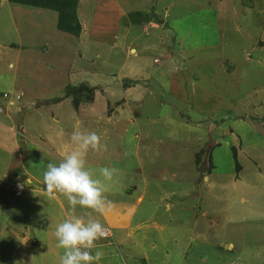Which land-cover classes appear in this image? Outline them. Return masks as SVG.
I'll return each mask as SVG.
<instances>
[{
    "label": "rangeland",
    "instance_id": "1",
    "mask_svg": "<svg viewBox=\"0 0 264 264\" xmlns=\"http://www.w3.org/2000/svg\"><path fill=\"white\" fill-rule=\"evenodd\" d=\"M78 1L82 23L104 22H96L104 44L87 40L81 24L78 35L57 25L46 35L43 26L20 25L25 15L14 21L9 5L0 4V70L10 56L21 60L29 79L20 82L31 88V100L27 91L19 103L25 128L23 136L18 130L19 147L0 144V173L8 172L0 176V264H59L64 250L56 246V226L88 211L73 210L61 194L50 199L43 182L47 165L65 155L40 150L47 147L41 139L54 129L71 137L76 112L82 130L107 145L89 151L86 167L94 176L101 167L120 170L105 182V194L116 212L133 216L131 253L140 264H264V0L245 10L251 17L245 37L224 30L232 20L241 24L244 4L252 8L254 0H233L235 17L231 8L212 7L217 0H114L125 13L120 21L109 19L114 9L103 4L110 0ZM111 22L119 25L108 35L102 27ZM198 45L205 54L196 64L214 72L205 73L199 90L186 62ZM64 81H85L88 88L76 91L80 110L72 97L57 109ZM131 81L139 85L127 91ZM4 94L7 101L16 97L1 86L0 99ZM214 95L206 106L203 97ZM27 174L37 180L25 183ZM17 175L21 183H11ZM105 226L122 252L117 229Z\"/></svg>",
    "mask_w": 264,
    "mask_h": 264
},
{
    "label": "crops",
    "instance_id": "2",
    "mask_svg": "<svg viewBox=\"0 0 264 264\" xmlns=\"http://www.w3.org/2000/svg\"><path fill=\"white\" fill-rule=\"evenodd\" d=\"M209 2L212 0H208ZM252 2V1H251ZM259 0H254L253 4H252V8H248L247 5L244 4L243 7V11L242 13L245 12L246 9H254V7L258 4ZM5 3H7L9 5V8L11 11L14 12V14L17 16L18 20H14V21H19V19H21L24 15V18L21 21L22 24L20 25H29V26H33V25H38L43 26L46 29V35L48 33H52V31H54L55 26L57 25L58 27V14L52 10H47V9H42V8H36V7H31V6H25V5H21V4H17V3H12L9 0H0V4L4 5ZM97 3V2H96ZM212 7L213 6H218L217 10L220 12H226L227 10H229L231 8V10L233 11L230 15H240L238 13V5L236 2H234L233 0H217V1H213L212 2ZM107 5V10H113L114 11L110 14V20L111 21H116V20H122L124 17L123 13V8H119V3L114 1V0H110L108 3H104L103 6ZM105 8H102V11ZM216 9V8H213ZM106 10V11H107ZM116 11V13H115ZM253 11V10H252ZM118 12L120 13L118 15ZM250 12H245V14H242V23L238 24L237 22H235L234 20H232L231 22L233 23L234 26L230 27L229 29L224 30L227 35L232 32H236V33H243V37H245L246 33L244 31V28L250 24ZM78 14H79V18H80V24L82 25V29H86L87 30V37L86 39L89 40L90 42L93 43H97V44H104L105 42H107L105 39V37H102L101 34L98 31V25L97 23H99L100 25H102L104 22H102V19L97 20H91V23L88 25H86L85 23H82V20L84 19L83 16V11L82 9L79 10L78 8ZM95 14V13H94ZM94 18V17H93ZM108 18V17H107ZM119 18V19H118ZM33 21V22H32ZM40 21H45L40 22ZM84 21V20H83ZM118 21V22H119ZM18 22V23H19ZM97 22V23H96ZM118 22H111L109 23L108 26L102 27L103 30L108 33V35H112L113 32H115V28L117 29V26L119 25ZM122 22V21H121ZM212 22H211V26H212ZM230 24H228V20L224 23V28H228ZM243 28V30H242ZM100 34V35H98ZM228 35V37H229ZM109 39V38H107ZM117 38H115V42H117L116 40ZM93 40V41H91ZM104 42V43H103ZM264 39L261 40L259 42V47H260V51L264 52ZM16 44H14L13 46H15ZM111 46V48L113 47L110 43L108 44ZM217 48H221L222 50V46L221 44L217 43L216 44ZM230 47V44L229 46ZM11 49V48H10ZM132 52L135 50H131ZM203 54V56H201ZM204 54H205V46H196L195 49H193L190 53L186 54V62L188 65H190L192 63V61H194L196 63L197 58H204ZM209 57V56H208ZM22 69V65H21V60H18L17 58L13 60V57L10 56V60L6 63V67L3 70H0V81H2V85L4 86V88L8 89V91H10V94H13L15 92L16 97L15 98H8L9 100L7 101V97L6 94H4L3 98L0 99V144L3 142V140L7 141L9 144L11 143L13 148L19 147L18 146V142L19 139L18 137V130H22V132L20 133L21 136H23V134L25 133V128L24 125L21 123L22 121L17 118V116H19V114H21V109H23L21 106L19 107V103H21V101H23V94L27 93V97L29 100H31V97H29V93L31 88H27L24 84H21L20 79L21 76L26 75L27 76V71H21ZM206 71V72H205ZM3 72H6V76H3ZM22 72L25 73L22 75ZM189 73L194 76H196L195 81L197 83L196 86H198V90L199 88L201 89V87H199V83L201 82V80H206V75H211V77L214 76V72L213 71H209V68H207L202 61H198V64L195 65L194 67L190 66L189 67ZM202 73H204L202 75ZM207 73V74H205ZM34 74V73H31ZM48 74V73H47ZM49 75V74H48ZM193 76V77H194ZM210 77V78H211ZM27 79H29V77L27 76ZM61 79V76L58 78V80ZM139 79V78H137ZM136 79V80H137ZM170 83L173 87L174 84H176V82H174V76H171L170 78ZM82 83H85V81H83ZM82 83L79 84H72L71 82H63L60 86V89L65 92L66 88L70 85L72 86H77V85H81ZM125 83V82H124ZM139 85V81H131V83L129 84V86H127L126 90H134L136 89V87ZM168 85V84H167ZM120 86H122V84H120ZM197 92V91H196ZM64 94V93H63ZM204 98V104L206 106L213 105L214 104V100H215V95L212 96L211 98L209 96H205ZM202 98V101H203ZM56 100V105H59L57 107L60 108L61 105L64 102H71V99L64 97L63 95L55 98ZM61 100V101H59ZM52 101V100H51ZM72 103V102H71ZM231 103V102H230ZM235 104V102H234ZM22 105V104H21ZM55 105V104H54ZM82 107H79V110ZM76 109V107H75ZM78 109V108H77ZM76 109V111H77ZM205 115V113H203ZM93 115V114H91ZM72 120L76 121V124H79L83 121H81V117L82 114L76 112L74 113L72 116ZM84 130V129H83ZM42 142L47 143V147L44 146H39V149L48 153V154H52L54 155V152L57 151V153H62L63 155L68 154L71 150H73V148L75 147L70 139V136L65 133V131H62V129H54L52 132H49L48 134H46L42 139ZM96 153V152H95ZM114 154V153H113ZM111 155V153H110ZM87 160V158H86ZM16 164V163H15ZM16 166V165H15ZM10 167H12V164L9 165L8 169L9 170ZM8 172H4V173H0L1 175H4ZM27 173V172H26ZM14 174V173H13ZM13 174H10L7 178L10 179L12 178ZM20 176L17 175V177L15 179L11 180V183L13 181V183H17L20 182ZM30 180V184L33 183L35 180H37L34 175L31 174H27V178L26 181ZM38 184H43L42 181H37ZM21 183V182H20ZM23 185V184H22ZM15 191V189H14ZM138 201L142 200V197H139L137 199ZM116 209H118L117 206H113V208L111 209V211L107 212L105 215L100 216V221L104 224V225H110L114 230H116V232L114 233L115 237L118 238V240L123 242V247H122V252L119 251V249L116 247V241H114V237L112 236L111 239L113 241H102L101 239L98 240L96 242L97 247L95 249H93V253L95 251H102L103 252V257L101 258V260L98 262V264H140L137 259L135 257H133L132 255V246L131 243L132 241H136L134 240L133 236H132V231L135 229L132 227V221H134L133 216L129 215V216H125V214H120L119 212H116ZM130 214V213H128ZM98 218V217H96ZM36 230L39 231L40 229L36 227ZM32 231V230H30ZM15 232V231H14ZM13 232V233H14ZM116 233H120V237H118L116 235ZM17 234V233H16ZM113 235V234H112ZM103 239V238H102ZM144 239V238H142ZM34 240H37L34 239ZM106 240V239H105ZM38 241V240H37ZM136 245H139V247L144 251V247L141 243L136 242ZM22 244H18V249H21ZM37 249H40V247L38 246ZM124 251H125V255H124ZM56 261V260H54ZM53 261V262H54ZM56 264H58V261H56Z\"/></svg>",
    "mask_w": 264,
    "mask_h": 264
},
{
    "label": "clouds",
    "instance_id": "3",
    "mask_svg": "<svg viewBox=\"0 0 264 264\" xmlns=\"http://www.w3.org/2000/svg\"><path fill=\"white\" fill-rule=\"evenodd\" d=\"M71 142L75 146L58 164L49 163L43 174L48 197L63 195L69 206L88 210L85 215H70L56 226L54 235L57 248L63 249L59 264H98L103 257L102 251H95L96 242L109 235V229L95 218L94 214L105 215L113 208V202L106 196V181H112L119 169L101 167L99 175L86 167L89 151H107V145L95 131L82 130L77 124L71 133ZM25 183L30 184V180ZM24 185H18L23 188ZM25 188V187H24ZM17 189L15 191L16 196Z\"/></svg>",
    "mask_w": 264,
    "mask_h": 264
},
{
    "label": "trees",
    "instance_id": "4",
    "mask_svg": "<svg viewBox=\"0 0 264 264\" xmlns=\"http://www.w3.org/2000/svg\"><path fill=\"white\" fill-rule=\"evenodd\" d=\"M12 3H17L25 6H31L36 8H42L52 10L58 14V28L60 31H75L78 35L81 32L80 21L78 19V0H9ZM197 65L194 61L190 66ZM88 88L86 85L68 86L66 88V98L72 97L74 105L78 108L82 102L80 95H77L76 91H80ZM75 95V96H73Z\"/></svg>",
    "mask_w": 264,
    "mask_h": 264
},
{
    "label": "built area",
    "instance_id": "5",
    "mask_svg": "<svg viewBox=\"0 0 264 264\" xmlns=\"http://www.w3.org/2000/svg\"><path fill=\"white\" fill-rule=\"evenodd\" d=\"M17 195H20L21 194V192H22V190H23V188H22V190H21V188H19L18 187V185H17ZM109 229V228H108ZM110 237H112V233H111V230L109 229V235L106 237V238H104V239H107V238H110Z\"/></svg>",
    "mask_w": 264,
    "mask_h": 264
}]
</instances>
